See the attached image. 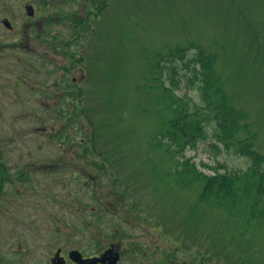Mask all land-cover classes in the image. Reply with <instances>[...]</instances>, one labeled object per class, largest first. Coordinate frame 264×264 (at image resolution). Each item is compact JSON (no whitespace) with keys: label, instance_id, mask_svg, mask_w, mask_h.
Here are the masks:
<instances>
[{"label":"rangeland","instance_id":"obj_1","mask_svg":"<svg viewBox=\"0 0 264 264\" xmlns=\"http://www.w3.org/2000/svg\"><path fill=\"white\" fill-rule=\"evenodd\" d=\"M109 1L110 9L100 17H87L84 26L75 19H83L88 9L84 12L85 5L78 0L59 5L57 0H45V4L37 5L40 14L46 16V45L44 50H36L44 55L39 71L37 57L26 56L35 61L29 74L40 73L46 86L55 82L61 87L60 115L76 127L73 132L62 120L61 138L46 136L51 144L45 147V160L58 155L59 145L62 149L74 145L79 155L77 171H61L56 175L58 185L49 183L52 176L45 179L34 175L46 188L43 195L33 194L45 209L40 221L50 229L49 211L60 214L62 205V229L75 228L70 222L85 229L80 215L105 213L103 208L95 210L97 198L122 199L124 211L137 209V264H169L171 258L181 264H264V215L251 219V214L243 213L247 207L229 215L223 207L201 199L204 183L187 186L177 181L180 171L188 168L181 166L187 159L199 173L208 175L219 165L231 171L246 170L249 162L235 147L226 149L211 135L197 149H186L179 156L163 143L152 141L160 133V122L171 117V103L201 100L198 91L177 88L169 77L163 79L167 88L163 86L156 70L161 55L185 49L176 55L186 57L187 62L202 48L216 57L231 104L246 111L244 123L249 125L237 138L248 139L254 150L264 154V50L259 42L246 39L247 28L241 20L244 13L254 16V32L257 30L258 39L263 38L264 46V0ZM3 33L0 29V35ZM56 53L61 75L57 74L56 62L54 66ZM5 59L13 63L7 77L21 96L22 91H28L17 77V73H24V67L10 57ZM177 64L183 74L193 75L189 68H182L185 63ZM82 76L83 83H78ZM145 86L154 94L163 92L166 106L155 101ZM7 109L14 121L10 126L0 120V134L2 125L25 126L28 120L31 130L38 124L29 118L30 108L26 106L8 105ZM51 111L59 114L58 110ZM2 112L8 115L4 109ZM53 112L46 110L48 131L57 124ZM213 143L220 144L222 152L216 153L211 148ZM23 144L22 149H33L38 155L36 146ZM61 193L62 204L57 200ZM259 207L264 210V200Z\"/></svg>","mask_w":264,"mask_h":264},{"label":"flooded vegetation","instance_id":"obj_2","mask_svg":"<svg viewBox=\"0 0 264 264\" xmlns=\"http://www.w3.org/2000/svg\"><path fill=\"white\" fill-rule=\"evenodd\" d=\"M57 1L59 5L61 2L67 3L71 0ZM78 1V4L82 2L85 5L84 12L88 9V14L83 19H75L82 26L85 25L87 17L92 15L98 17L112 6L109 0ZM15 2L20 5V9L14 4ZM41 2L45 4V0H0V29L5 32L0 35V120L12 126L14 119L11 113L9 115L7 106L14 105L30 108L32 112L29 110L31 115L29 118L33 123L38 122L37 125L32 126L31 130H29L28 120L25 126L17 124L8 128L2 125L0 134V264H137V248L140 245V242H137V209L132 207L133 210L129 211V207L127 211H124L122 202L125 201L122 199L108 201V199L97 198L98 207L96 206L95 210L98 212L103 208L105 213L80 215L85 222V229H80L76 223L71 222V227L75 228L62 229V205L59 207L60 214L48 210L49 223L52 224L50 229L46 230L43 222L40 221L45 209L40 202H36L33 194L43 195L46 188L36 181L38 177L34 175H39L41 178L45 176V179L52 176L49 183L58 185L59 180L56 175L67 169L76 172L79 157L74 145H71L69 149H62L59 145L58 155L49 157L48 161L45 160L47 158L45 147L51 144L46 141V136L60 139L62 120L64 126L73 132H76V127H72L60 115L61 87L55 82L52 86H46L39 72V75L29 74L34 71L30 66L35 64V61L32 62L33 60L26 56L37 57V71L42 68L40 61L44 62V55L36 51L44 50L46 45L44 31L46 16L40 14L37 9V5ZM88 5H90L89 8ZM14 51L19 53L13 55ZM35 51L36 55H33ZM6 57L18 61L24 67V73H17V77L22 80L23 89L26 87L28 91H22L21 96V91L13 90L17 88L14 86V81L7 77L9 73H12L13 63L6 61ZM53 61L55 67L58 65L57 74L61 75L60 58L57 53L53 55ZM83 78L82 76L78 83H83ZM70 107L72 109V106ZM3 109L8 115L3 114ZM52 109L58 110L59 114L51 111ZM46 110L49 114L53 112V115L57 116L55 118L57 124L51 131H48L46 125ZM23 143L34 145L32 148L36 146L38 155H34L33 149H22L25 146ZM61 196L62 193L57 197L60 203ZM110 213L114 217L110 216ZM97 221H102V224L99 225ZM109 221L112 222L109 224ZM170 262L176 261L171 258Z\"/></svg>","mask_w":264,"mask_h":264},{"label":"trees","instance_id":"obj_3","mask_svg":"<svg viewBox=\"0 0 264 264\" xmlns=\"http://www.w3.org/2000/svg\"><path fill=\"white\" fill-rule=\"evenodd\" d=\"M238 11L241 12V10ZM241 20L247 28L246 39L251 38V42H259V47L264 50L261 42L263 38L258 39L257 30L254 32V26L257 24L254 16L244 13ZM261 22L258 21V24ZM194 46L196 45H191V49L195 48ZM249 47H252V43H249ZM245 48L248 46L245 45ZM179 52H185V49H177L164 56L161 55L159 67L156 69L160 80L165 88L167 85L163 79L169 77L177 88L184 87L185 91H198L201 100L181 105L171 103L168 106L171 108V117L160 122L158 127V129L161 128L160 133L152 141L163 143L169 149L177 151L175 156H179L178 154H182L186 149H197L198 145L208 140L210 135L226 149L235 147L237 153L249 162L246 170L233 169L231 171L226 166L219 165L213 168L214 173L208 175L199 173L192 161L187 159L186 163L182 162L181 166H188V168L184 167L180 171L177 181L181 185L186 183L187 186L198 181L202 182L204 183L200 194L202 200L216 207H223L229 215L238 213L239 210L247 207L243 213L247 212L251 214V219H257V216L264 215V210L259 207V203L264 200V154L254 150L253 145L247 141L248 139L237 138L238 133L249 125L244 123L246 111L235 107L229 101L227 92H225L224 77L218 70L216 57L212 53L207 55L206 51L200 48L195 58L186 62V57H177L176 54ZM65 54L70 55V52ZM178 62L185 63V67L182 65V68H189L193 75L183 74L178 67ZM144 88L151 91L149 87ZM152 91L150 94L154 96L153 99L160 102L161 106H166L165 101L163 103L164 93L154 94ZM81 95L83 93L79 96ZM210 132L213 133L210 134ZM211 148L216 153L222 152L220 144L213 143Z\"/></svg>","mask_w":264,"mask_h":264}]
</instances>
